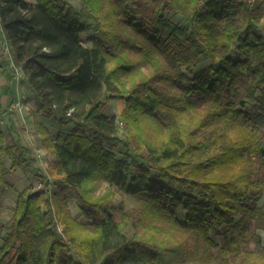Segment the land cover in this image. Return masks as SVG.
<instances>
[{
    "label": "trees",
    "instance_id": "1",
    "mask_svg": "<svg viewBox=\"0 0 264 264\" xmlns=\"http://www.w3.org/2000/svg\"><path fill=\"white\" fill-rule=\"evenodd\" d=\"M263 20L264 0H0V71L20 69L58 126L37 124L54 160L39 190L18 193L0 264H264ZM104 95L124 101L122 137ZM35 158L0 128V201L6 175L38 172ZM98 179L138 209L114 221L90 196Z\"/></svg>",
    "mask_w": 264,
    "mask_h": 264
},
{
    "label": "rangeland",
    "instance_id": "2",
    "mask_svg": "<svg viewBox=\"0 0 264 264\" xmlns=\"http://www.w3.org/2000/svg\"><path fill=\"white\" fill-rule=\"evenodd\" d=\"M32 1V0H30ZM69 4H71L73 7H75L77 10H80L83 6L84 0H66ZM135 1L129 3L132 5ZM165 16L170 19L172 22L175 24H178L180 26L186 25V21L179 16L177 13L174 11H166ZM257 30L260 31L261 34L264 35V20L261 21V23L257 26ZM97 32H92L91 34H84L82 35V38L84 40H87L91 36H96ZM86 46L90 47L91 43L87 42ZM210 64V61H208L205 58H202L200 61L199 67H206ZM19 72H21L20 69H18ZM16 74V72H15ZM17 75V74H16ZM17 77H13V80H16ZM17 81V80H16ZM102 103V113L108 115V116H116L117 118V124H118V131L119 135L122 137L124 136L123 128L124 124L122 119L120 118V114L124 108V101L119 100V99H109L107 95H104L101 99ZM14 106V105H13ZM247 108L251 109L253 104L251 102H247ZM121 123V124H120ZM0 128L5 132L6 136V142H10L14 138V133L6 126H0ZM39 154L36 152L35 155ZM40 161L38 158L36 159L37 165L41 164L42 166H49L53 162V157L49 156L48 154L46 155H41ZM5 165L7 168L10 167V162L8 159H4ZM39 169L37 172H23V175L21 177V185L17 187V189H28L29 192H35L38 189V186L40 185V177L39 173L44 174L45 173V168ZM5 182L6 185L4 186V191L1 196V201L0 203H4L6 206H10L14 199L15 196H7V194L10 192L12 193L13 186L16 183V180L13 176H11V173H8L5 177ZM92 189L90 192V196L97 198L99 196H106L107 199L109 200L111 204V212L113 215V220L114 221H119L120 220V213L121 212H127L128 210H137L138 209V202L131 196L123 193L122 191L118 190L115 186L109 185L106 181L103 179H98L95 182L91 183ZM51 190H56V187H51ZM62 196L67 200L68 202V208L71 212V214L79 219L81 218V215L79 213V208H80V202L78 199V193L75 192L74 190H63L62 191ZM8 208V207H7ZM0 214V244H1V239L4 237V228H5V220H6V213ZM12 213V210L10 211ZM181 214V211L179 212V216ZM61 229V228H60ZM253 228L252 231L253 232ZM258 232V231H257ZM220 233V230L217 229L212 233V237L218 245L222 244L221 236L218 235ZM259 234H261L263 241H264V232L259 231ZM251 248H255V245L253 243L250 244Z\"/></svg>",
    "mask_w": 264,
    "mask_h": 264
},
{
    "label": "crops",
    "instance_id": "3",
    "mask_svg": "<svg viewBox=\"0 0 264 264\" xmlns=\"http://www.w3.org/2000/svg\"><path fill=\"white\" fill-rule=\"evenodd\" d=\"M0 56L7 58L5 52V41L0 34ZM13 77H17L15 72H6L3 75L0 71V126L6 125L15 137L20 138L22 143L29 147L32 153L38 152L40 155H46L45 148L40 143V137L37 131V124L46 126L52 133L57 130V120L55 118H46L39 113H36L33 94L26 88L23 83L24 77H17L13 80ZM22 101V108L20 110L10 108L18 101ZM36 156V155H35ZM50 156V155H49ZM54 159V158H53ZM38 168L43 169L41 164L37 165ZM48 166H45V170ZM23 172L15 171L11 173L16 180L13 186L12 193H8L7 196H15L13 203L10 206H6L4 203H0V214L6 213L5 223L11 217V209L15 205V200L23 189H17L21 185V177ZM8 207V208H7ZM1 221V220H0ZM2 222V221H1ZM261 235V234H260Z\"/></svg>",
    "mask_w": 264,
    "mask_h": 264
},
{
    "label": "built area",
    "instance_id": "4",
    "mask_svg": "<svg viewBox=\"0 0 264 264\" xmlns=\"http://www.w3.org/2000/svg\"><path fill=\"white\" fill-rule=\"evenodd\" d=\"M249 2H250V4H253V3H254V0H249ZM5 52H6V55H7V54H8V49H7L6 44H5ZM15 72H16V74H17V77H24L22 72H19L18 70H15ZM22 101H23V100H18V101L14 104V106H12V107L10 108V111L13 110V109L20 110V109L22 108ZM120 124H121V123H120ZM40 156H41L40 154H37V155H36V158H38L39 161H40V159H41ZM38 189H40V185L38 186Z\"/></svg>",
    "mask_w": 264,
    "mask_h": 264
}]
</instances>
